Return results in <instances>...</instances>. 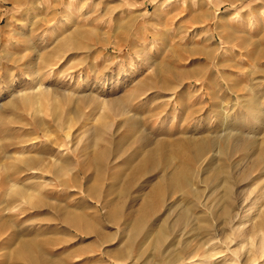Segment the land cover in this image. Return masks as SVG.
Returning a JSON list of instances; mask_svg holds the SVG:
<instances>
[{
  "label": "rangeland",
  "instance_id": "rangeland-1",
  "mask_svg": "<svg viewBox=\"0 0 264 264\" xmlns=\"http://www.w3.org/2000/svg\"><path fill=\"white\" fill-rule=\"evenodd\" d=\"M263 147L264 0H0V264H264Z\"/></svg>",
  "mask_w": 264,
  "mask_h": 264
},
{
  "label": "bare ground",
  "instance_id": "bare-ground-1",
  "mask_svg": "<svg viewBox=\"0 0 264 264\" xmlns=\"http://www.w3.org/2000/svg\"><path fill=\"white\" fill-rule=\"evenodd\" d=\"M31 100H33L32 98H26L25 99V101L28 103V102H31ZM118 105H120V104H118ZM79 109V108H78ZM78 109H77V111H78ZM109 123H107V121L105 122H102V125H101V128L99 129V132L100 133H98V140H99V136L102 134V132H104L105 130H107V129H109ZM108 131V130H107ZM190 143V142H189ZM191 144V143H190ZM189 144V145H190ZM197 144H198V142H197ZM186 145V144H185ZM191 146V145H190ZM206 147L207 146H204V147H198V149H197V153L199 154V153H202V152H204L205 151V149H206ZM185 148V147H184ZM183 148V149H184ZM179 150H180V147L178 148ZM193 149V148H192ZM194 152V151H193ZM192 152V153H193ZM195 153V152H194ZM109 155V152H108V150H107V148H105L103 151H100L99 153H97V154H95L94 156H92V160H94V161H96V162H98V163H100V162H105V160H106V158H107V156ZM190 157V156H189ZM156 160V154L155 153H151L150 155H148L146 158H145V160H142L141 161V164L143 165V166H145V165H148V164H150V163H152L153 161H155ZM260 160L261 161H264V147H263V149H262V151H261V153H260ZM32 161V160H31ZM187 161V160H186ZM186 161H185V163H186ZM188 162V161H187ZM31 163V162H30ZM189 164V163H188ZM30 165V164H29ZM32 165V164H31ZM103 164H101V166H102ZM184 171H186V169H184ZM184 171H182V172H178V171H176L174 174H173V176H172V183L173 184H175V185H177V186H183L184 188H186L185 186H186V179H185V172ZM101 176H102V174H101ZM160 186V185H159ZM179 188V187H178ZM162 192H163V189L162 188H157L153 193H152V195H150L147 199H146V201H145V203L143 204V208H142V213H143V215H142V218L140 219V220H138L137 221V225H136V227L137 228H140L142 225H144V223H145V221L147 220V218H148V214L150 215L151 214V212H150V209L151 208H156V205L158 204V203H160V201H161V196H162ZM93 199V198H92ZM155 200V201H154ZM158 200V201H157ZM153 201H154V203H153ZM157 202V203H156ZM117 206V205H116ZM142 205H140V207H141ZM75 209V208H74ZM114 208H113V211L112 212H114ZM77 211V210H76ZM110 212V211H109ZM82 213V212H81ZM141 213V212H140ZM140 218V217H139ZM79 219H81V218H79ZM67 220L69 221V222H73L74 221V219L72 220V214H69V216L67 217ZM75 220H76V218H75ZM77 221V220H76ZM82 223V222H81ZM96 223V222H95ZM78 223H72L71 224V226H73V227H76V229L78 230H80V228L81 227H79V228H77L78 227ZM79 226H82V224L81 225H79ZM262 226L264 227V222H263V224H262ZM82 227H84V226H82ZM143 229V228H142ZM135 232V231H134ZM263 242V241H262Z\"/></svg>",
  "mask_w": 264,
  "mask_h": 264
}]
</instances>
